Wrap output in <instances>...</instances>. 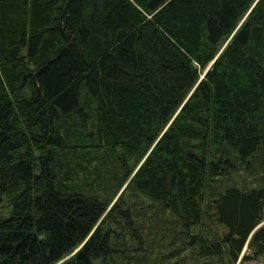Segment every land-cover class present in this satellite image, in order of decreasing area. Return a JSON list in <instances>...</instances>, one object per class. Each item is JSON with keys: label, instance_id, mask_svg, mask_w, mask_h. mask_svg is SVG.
I'll use <instances>...</instances> for the list:
<instances>
[{"label": "trees", "instance_id": "obj_1", "mask_svg": "<svg viewBox=\"0 0 264 264\" xmlns=\"http://www.w3.org/2000/svg\"><path fill=\"white\" fill-rule=\"evenodd\" d=\"M3 200L0 264L264 255V0H0Z\"/></svg>", "mask_w": 264, "mask_h": 264}, {"label": "rangeland", "instance_id": "obj_2", "mask_svg": "<svg viewBox=\"0 0 264 264\" xmlns=\"http://www.w3.org/2000/svg\"><path fill=\"white\" fill-rule=\"evenodd\" d=\"M147 201L146 200H143V204L142 205H144V206H146L147 205ZM8 211H9V206H8V202L6 201V200H3V201H1L0 202V215H6L7 213H8ZM150 212H148V214H149ZM159 248V247H158ZM161 250H163V249H159V250H157V251H159V253H160V251ZM168 250H169V248L167 247V248H164V250L163 251H165V252H168ZM247 250V245H245V247H244V249H243V253L245 252ZM248 251V250H247ZM162 252V251H161ZM240 259H241V256H240V258H239V260H238V263H240V264H264V255H260V256H258L256 259H251V260H248V261H245V262H240ZM174 262V259L173 260H171L170 261V263L172 264Z\"/></svg>", "mask_w": 264, "mask_h": 264}]
</instances>
